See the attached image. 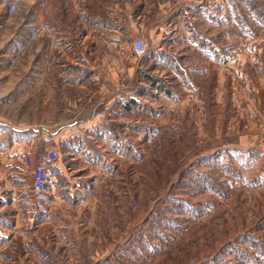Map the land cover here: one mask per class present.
<instances>
[{"label": "rangeland", "instance_id": "obj_1", "mask_svg": "<svg viewBox=\"0 0 264 264\" xmlns=\"http://www.w3.org/2000/svg\"><path fill=\"white\" fill-rule=\"evenodd\" d=\"M110 1L0 0V264H264V0H135L162 34L102 49Z\"/></svg>", "mask_w": 264, "mask_h": 264}, {"label": "crops", "instance_id": "obj_2", "mask_svg": "<svg viewBox=\"0 0 264 264\" xmlns=\"http://www.w3.org/2000/svg\"><path fill=\"white\" fill-rule=\"evenodd\" d=\"M121 1V2H120ZM124 0H111L110 6L102 4V8L98 9L95 7V14L94 16L87 15L86 13L88 10L86 9L84 13H81V16L84 18L86 22L87 19L85 17H88L89 19H92L94 21V30L101 34L102 39L105 42H101L102 49L106 48V45H114V44H125L126 41L132 36L141 35V36H147L151 39L158 38L162 31H164V27L166 24H162V22L159 21L160 14L159 13H152L150 11V7L147 12H143L140 14L135 13V0H126L125 2H122ZM143 2H152V0H144ZM164 2V5L168 10H173V14L178 16V0H156L153 3H160ZM111 3H113V6H111ZM183 2V7H184ZM125 5V8L123 6ZM98 5V2H96V6ZM123 5V6H122ZM178 17H174L171 21L172 24L176 25ZM86 22H83L85 27H87ZM82 23V21L80 22ZM101 31V32H100ZM129 35L131 37H129ZM126 37V40L124 42H119ZM98 49V48H96ZM109 56V55H107ZM108 61V59L106 58ZM107 68L110 67V64L106 66ZM75 128L78 126V129L81 130L82 125H86V121H80V118L78 121L76 120ZM52 130L59 129L57 126L53 125L51 126ZM50 126L41 127L42 131L44 129H51ZM62 130H66L65 127H62ZM59 138V135L53 136V143L55 144V139ZM45 143L42 144L44 146ZM29 149H34V144H32V141H30L27 144ZM34 157H38L40 154L33 152L32 154ZM52 172V175L50 173ZM64 167L61 166V163H56L52 167L48 169V178L51 180L57 179L58 176L65 175ZM53 177V178H52ZM32 182V177H31Z\"/></svg>", "mask_w": 264, "mask_h": 264}, {"label": "built area", "instance_id": "obj_3", "mask_svg": "<svg viewBox=\"0 0 264 264\" xmlns=\"http://www.w3.org/2000/svg\"><path fill=\"white\" fill-rule=\"evenodd\" d=\"M110 51L114 52L113 49ZM131 51L136 57L142 58L148 51L147 41L143 38L134 40L131 44ZM119 54L125 55V52H119ZM23 161L32 174L31 188L36 193H42L46 190L48 183L47 167L55 165L59 161L58 151L53 145H50L38 157H34L30 153L25 154Z\"/></svg>", "mask_w": 264, "mask_h": 264}, {"label": "trees", "instance_id": "obj_4", "mask_svg": "<svg viewBox=\"0 0 264 264\" xmlns=\"http://www.w3.org/2000/svg\"><path fill=\"white\" fill-rule=\"evenodd\" d=\"M53 165H48V167H47V173H48V169L50 168V167H52ZM46 189H47V187H46Z\"/></svg>", "mask_w": 264, "mask_h": 264}]
</instances>
